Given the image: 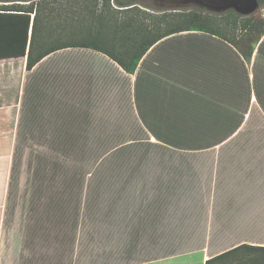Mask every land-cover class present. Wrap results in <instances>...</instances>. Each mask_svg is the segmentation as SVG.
Wrapping results in <instances>:
<instances>
[{
  "label": "crops",
  "instance_id": "obj_1",
  "mask_svg": "<svg viewBox=\"0 0 264 264\" xmlns=\"http://www.w3.org/2000/svg\"><path fill=\"white\" fill-rule=\"evenodd\" d=\"M0 58V264H205L264 246V33Z\"/></svg>",
  "mask_w": 264,
  "mask_h": 264
},
{
  "label": "trees",
  "instance_id": "obj_2",
  "mask_svg": "<svg viewBox=\"0 0 264 264\" xmlns=\"http://www.w3.org/2000/svg\"><path fill=\"white\" fill-rule=\"evenodd\" d=\"M111 1L115 8L110 5ZM95 2L97 5L98 1ZM258 2L264 4V0ZM76 6L83 14L92 13L91 16L96 21L94 23L90 16L91 26L83 25L81 30L78 28L72 31V38L62 40L58 38L69 35L57 32V23L50 24L53 15L59 10L52 6L51 0H0V58L26 55V68L29 69L54 50L83 46L105 53L126 72L132 73L142 55L153 43L173 33L198 30L214 34L236 45L247 60L252 53V44L264 33V20L253 21L245 18V26L256 34L251 36L253 38L248 43H238L234 38L212 28L198 12H186L174 14L173 20L176 22L171 28L152 34V26L159 28L162 20L145 24L132 12L134 9L140 12L135 8L137 5L133 0H102L97 13L96 7L88 4V0H65V4L60 7V13L69 16L72 10L67 9ZM119 13H124V17L117 20ZM105 28L110 31L109 34L105 33ZM205 264H264V246L242 244L208 258Z\"/></svg>",
  "mask_w": 264,
  "mask_h": 264
},
{
  "label": "rangeland",
  "instance_id": "obj_3",
  "mask_svg": "<svg viewBox=\"0 0 264 264\" xmlns=\"http://www.w3.org/2000/svg\"><path fill=\"white\" fill-rule=\"evenodd\" d=\"M52 6L55 8H59L57 13L53 15V19L50 21L51 23H57L59 26L57 28V32L63 34V35H69L66 37H59L58 39H68L72 38V31L74 30H81L82 26L88 24V26H91L90 19L92 18L91 14L82 13L80 10H78V7H72L68 8L67 10L70 11L69 16H66L64 13H60L61 6L65 4V0H51ZM98 4L96 5L95 0H88V4L91 6H95L98 12V8H100L102 0H97ZM57 2L59 4H57ZM133 2L137 5L140 12L137 11V9H134L132 12L137 15L138 19H142L145 24H151L153 22H157L159 19L162 20L160 23V27L156 28L152 26V34L155 32H161L168 28H171L173 25H175V22L173 20L174 14H183L186 12H198L201 17H205L204 20L212 27L219 31H221L224 35L228 37H232L236 40V42L241 43L245 42L248 43L250 41L251 36H255L256 33H252L250 31L249 27L245 26L247 19H251L253 21H259L264 20V4H259V7L251 14L249 15H241L237 12H235L232 9L222 11V12H214L210 11L206 8H202L194 3H175V2H169V0H133ZM110 5L112 8H115L116 6L110 2ZM230 11V12H229ZM93 13L95 16L96 13ZM238 14L240 16H236L235 14ZM91 16V18H90ZM129 16H131L129 14ZM124 17V13H119L117 20H120V18ZM211 17V18H210ZM247 18V19H245ZM93 19V18H92ZM95 23V19H93ZM92 21V22H93ZM93 24V23H92ZM105 33L109 34L108 28H105ZM104 30V29H103ZM140 35V32H138ZM248 34V35H247ZM130 42V40H127ZM127 43V42H126Z\"/></svg>",
  "mask_w": 264,
  "mask_h": 264
},
{
  "label": "water",
  "instance_id": "obj_4",
  "mask_svg": "<svg viewBox=\"0 0 264 264\" xmlns=\"http://www.w3.org/2000/svg\"><path fill=\"white\" fill-rule=\"evenodd\" d=\"M169 2L194 3L214 12L232 9L241 15H249L259 7L258 0H169Z\"/></svg>",
  "mask_w": 264,
  "mask_h": 264
}]
</instances>
